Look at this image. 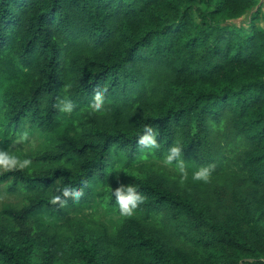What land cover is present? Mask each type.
Instances as JSON below:
<instances>
[{"label":"trees","instance_id":"obj_1","mask_svg":"<svg viewBox=\"0 0 264 264\" xmlns=\"http://www.w3.org/2000/svg\"><path fill=\"white\" fill-rule=\"evenodd\" d=\"M261 22L259 0H0V147L46 144L0 170L21 195L0 264H264ZM122 186L143 198L131 217Z\"/></svg>","mask_w":264,"mask_h":264},{"label":"clouds","instance_id":"obj_2","mask_svg":"<svg viewBox=\"0 0 264 264\" xmlns=\"http://www.w3.org/2000/svg\"><path fill=\"white\" fill-rule=\"evenodd\" d=\"M103 92H97L95 96V108L99 109L102 103ZM69 107V105H65V108ZM63 110V109H62ZM139 143L143 145H154L155 141L151 136L145 135L139 139ZM180 154L179 148H172L171 154L167 157V162H170L173 157H178ZM31 161L24 159L19 160L17 157L13 155H9L6 152L0 151V170H12L15 168H27L30 165ZM179 163V171L182 175V182L184 179H187V172L183 166L182 162ZM210 176V168L202 167L196 170L192 174V179L194 181H203L205 183L208 182ZM135 188L132 186L118 187L114 191V195L116 197V203L119 208V212L121 216L131 217L134 213V210L137 208L138 204L142 202V197L134 195ZM63 193L65 196L73 195L75 197H79L82 193L80 190H72L68 187L63 189ZM54 200H61V196L57 195L54 197Z\"/></svg>","mask_w":264,"mask_h":264},{"label":"rangeland","instance_id":"obj_3","mask_svg":"<svg viewBox=\"0 0 264 264\" xmlns=\"http://www.w3.org/2000/svg\"><path fill=\"white\" fill-rule=\"evenodd\" d=\"M261 27H264V22L260 23ZM23 134H21L10 146L7 150L3 149V146L0 147V151L6 152L9 155H13L17 157L19 160L25 156L35 154L37 152H41L45 149L46 144L45 141L38 135L33 132L31 134L26 132V129H23ZM160 168H163L167 174L174 175L176 169L172 166L168 165L164 161H156ZM21 202V195H9L5 194L3 191H0V209L4 204H13L17 205ZM95 211V212H94ZM89 210L86 213H93V216L97 221L105 223L107 225H116L119 220L118 216L113 214H108V212L98 207L95 210Z\"/></svg>","mask_w":264,"mask_h":264},{"label":"water","instance_id":"obj_4","mask_svg":"<svg viewBox=\"0 0 264 264\" xmlns=\"http://www.w3.org/2000/svg\"><path fill=\"white\" fill-rule=\"evenodd\" d=\"M264 3V0H259V5H262Z\"/></svg>","mask_w":264,"mask_h":264}]
</instances>
